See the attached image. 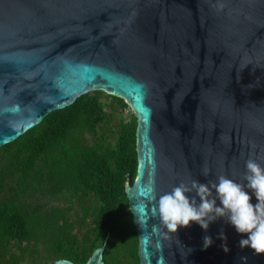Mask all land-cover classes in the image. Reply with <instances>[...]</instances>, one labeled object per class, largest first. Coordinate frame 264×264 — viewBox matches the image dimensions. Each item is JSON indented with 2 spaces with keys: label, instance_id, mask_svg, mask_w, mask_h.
Here are the masks:
<instances>
[{
  "label": "water",
  "instance_id": "water-1",
  "mask_svg": "<svg viewBox=\"0 0 264 264\" xmlns=\"http://www.w3.org/2000/svg\"><path fill=\"white\" fill-rule=\"evenodd\" d=\"M95 90L137 117L126 192L140 264H264L225 218L158 234L153 215L174 186L220 175L246 185V161L264 167V0H0V148ZM107 239L85 263L49 264H107Z\"/></svg>",
  "mask_w": 264,
  "mask_h": 264
},
{
  "label": "trees",
  "instance_id": "trees-1",
  "mask_svg": "<svg viewBox=\"0 0 264 264\" xmlns=\"http://www.w3.org/2000/svg\"><path fill=\"white\" fill-rule=\"evenodd\" d=\"M115 108L131 107L90 91L0 148V264L85 263L107 236V264H140L126 192L138 122L110 127Z\"/></svg>",
  "mask_w": 264,
  "mask_h": 264
},
{
  "label": "clouds",
  "instance_id": "clouds-1",
  "mask_svg": "<svg viewBox=\"0 0 264 264\" xmlns=\"http://www.w3.org/2000/svg\"><path fill=\"white\" fill-rule=\"evenodd\" d=\"M244 180L247 184L238 183L227 176H218V182L209 181L207 184L192 180L190 185L181 183L174 186L170 192L159 196L153 208V215L158 217L159 226L154 231L160 233V228L168 234H175L180 227H190L192 222L199 224L204 230L219 218H225L240 234H247V239H241L239 246L251 248L255 254H264V167L255 159L246 161ZM208 170L203 171L207 176ZM251 189L258 201L252 204ZM213 190L215 195L213 194ZM195 192L200 202L189 198L187 193ZM152 198H155L152 190ZM217 199L222 207L217 206ZM220 238L226 241L221 233ZM151 237L143 238L145 244L150 243ZM213 244L210 236L203 238V247L206 250ZM225 252L229 251L227 244L222 245ZM242 264H246L248 257H240Z\"/></svg>",
  "mask_w": 264,
  "mask_h": 264
},
{
  "label": "rangeland",
  "instance_id": "rangeland-1",
  "mask_svg": "<svg viewBox=\"0 0 264 264\" xmlns=\"http://www.w3.org/2000/svg\"><path fill=\"white\" fill-rule=\"evenodd\" d=\"M104 95V94H103ZM105 100L111 101V97H108L107 95H104ZM108 102V101H107ZM133 112L132 108H127L125 109L122 113L120 112V109L115 108L114 109V114L110 118V127L114 128V126L121 121L122 118L127 119L129 114ZM127 117V118H126ZM129 259H126L128 261ZM130 263V261H129Z\"/></svg>",
  "mask_w": 264,
  "mask_h": 264
}]
</instances>
